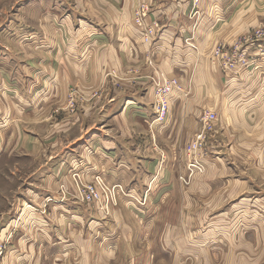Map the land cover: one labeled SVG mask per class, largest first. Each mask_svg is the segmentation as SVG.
<instances>
[{
    "label": "crops",
    "instance_id": "crops-1",
    "mask_svg": "<svg viewBox=\"0 0 264 264\" xmlns=\"http://www.w3.org/2000/svg\"><path fill=\"white\" fill-rule=\"evenodd\" d=\"M144 1L151 8L140 23L135 10ZM243 1L200 0L197 49L186 44L194 23L191 0H69L63 16L55 4L47 7L48 48L31 59V72L46 86L33 83L41 92L60 84L77 88L91 98L82 104L87 115L98 110L97 119L83 118L80 133L54 156L53 173L68 165L87 178L102 174L134 196L149 191L147 206L157 204L160 211L159 217H123L119 211L88 217L67 202L69 217H32L33 229L18 251L30 243L33 257L43 249L63 260L75 246L83 255L79 264H91L88 252L113 254L107 264H120L122 253L123 264H264V41L247 39L233 52L236 34L254 26L249 23L254 5ZM57 21L68 28L69 39L55 34ZM155 23L157 34L145 43L143 30ZM218 45L237 56L233 68L214 55ZM150 58L179 80L168 117L153 129L154 87L149 69L138 67ZM110 77L117 87L105 88L104 97H89ZM205 109L218 114L217 140L206 159L207 174L185 188L178 175ZM61 122L65 131L77 123L73 116ZM165 205H176L175 213H165ZM128 209L127 214L136 212ZM136 237L144 238L137 256ZM94 238L99 243L90 247Z\"/></svg>",
    "mask_w": 264,
    "mask_h": 264
},
{
    "label": "rangeland",
    "instance_id": "rangeland-1",
    "mask_svg": "<svg viewBox=\"0 0 264 264\" xmlns=\"http://www.w3.org/2000/svg\"><path fill=\"white\" fill-rule=\"evenodd\" d=\"M65 1L69 0H0V264H79L83 255L79 250L76 252L75 246L70 247L65 254L71 258L63 260L43 249L39 258L38 255L33 257L30 243L25 244V248L18 251L25 243L21 238L26 240V235L33 229L32 217H69L71 211L65 205L67 202L76 206L77 211L87 212L88 217H114L115 211H119L123 217L126 215V217L148 215L152 217L154 214L153 217H159L160 208L156 210L157 204L147 206L149 191L134 196L125 189V194L117 197L116 200L105 196L101 202L87 204L81 201L78 184L81 181L92 182L97 175L104 178L102 174L98 173L87 178L79 169L72 167L69 170L68 165L63 164L64 171L61 174L53 173L57 165L54 156L61 155L69 142L74 140L73 137L80 133L83 127L81 120L84 118L94 122L98 117V110L94 108L87 115L82 104L89 103L91 98L88 99L87 95L77 88L65 90L60 84V88L57 85L55 91L48 92L46 89L41 92L40 88L37 91L33 83L34 80H38L42 87L46 86L42 78L35 77L31 72V59L41 54L37 53L38 50L47 51L48 48L50 28L47 22V18L49 19L47 7L55 4L57 15L63 16L66 13ZM241 5L247 7L254 5L255 10L252 18L249 19V23L254 25L253 28L236 34L240 35L237 37L241 43H245L247 39L252 41L256 39L255 36L264 35V12L259 11L264 9V0H245ZM199 8L200 0H191L189 19L194 20V23L191 35L186 38V44L194 49L198 47L195 32L202 15ZM53 28L57 37L65 39L71 37L64 24L61 25L57 21V26ZM228 36L230 37L231 34L225 37ZM260 40L264 41V39ZM150 60L145 64L141 63L138 67L149 69V74L146 73V76L148 74L154 87L151 77L155 76L156 70L161 69L167 76L170 75L155 59L150 58ZM150 62H153L155 67L151 66ZM103 85L100 84L89 97H93L94 94L97 95L96 98L104 97L107 94L105 88L118 86L111 77L105 80ZM101 88L102 91H98ZM102 92L104 95H100ZM71 116L75 117L77 123L70 130L65 131L61 121ZM151 125L153 129L154 121ZM217 126L218 124L216 125L218 130ZM216 140L217 136H215ZM190 154L187 149L185 170L178 175L179 182L185 188H189L197 177L207 174L206 159L213 155L212 153L203 159L204 171L189 175L187 172L191 162ZM183 178H186L187 182ZM120 197L130 198L134 204L128 200L131 203L128 206ZM130 207L136 212L127 214ZM176 207V205H165L163 209L167 214L170 210L174 214ZM206 211L207 206L201 205L200 212ZM96 243H99V240L94 238L89 242V246L93 247ZM124 243L126 245V239ZM143 243V237H136L133 240V245L137 249L135 256L139 255L138 248H142ZM88 255L91 264L96 262L107 264L115 260L112 259L113 254L95 255L88 252ZM118 256L122 261L119 262L120 264L127 259L125 253ZM159 264H170V262L161 260Z\"/></svg>",
    "mask_w": 264,
    "mask_h": 264
},
{
    "label": "built area",
    "instance_id": "built-area-1",
    "mask_svg": "<svg viewBox=\"0 0 264 264\" xmlns=\"http://www.w3.org/2000/svg\"><path fill=\"white\" fill-rule=\"evenodd\" d=\"M151 6L145 1L141 2L136 10L135 17L137 22H142L149 12ZM159 24L155 23L146 27L143 30V39L145 43H152L155 35L157 34ZM256 39H264V35L255 36ZM241 41L237 39L235 43L234 53L240 49ZM223 45H218L215 49V55L220 56L222 59H226V65L229 68H233L236 63L237 56L231 55L228 51H224ZM260 49L264 53V48L260 46ZM149 61H151L149 59ZM151 66L155 67L153 62H150ZM154 85L155 104L154 122H163L169 115L170 96L173 91L178 87L179 80L176 77H169L163 73L160 69L156 70L155 76L151 77ZM218 114L215 111L204 110L199 119V130L196 132L193 143L191 145V162L188 165L187 174L192 175L197 171L205 170L204 160L206 157L213 153L215 136L217 134ZM187 182L186 178H183ZM78 188L81 191V201L83 203L91 204L101 202L106 196L112 200H116L117 197L125 194V188L121 183L114 185L109 184L108 181L100 175L94 178V181L89 183H83L81 181L78 184Z\"/></svg>",
    "mask_w": 264,
    "mask_h": 264
}]
</instances>
